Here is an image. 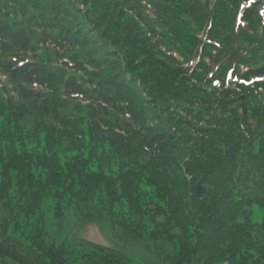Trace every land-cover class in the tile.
<instances>
[{
    "label": "trees",
    "instance_id": "1",
    "mask_svg": "<svg viewBox=\"0 0 264 264\" xmlns=\"http://www.w3.org/2000/svg\"><path fill=\"white\" fill-rule=\"evenodd\" d=\"M46 198L162 264H264V0H0V264H135L57 243Z\"/></svg>",
    "mask_w": 264,
    "mask_h": 264
},
{
    "label": "rangeland",
    "instance_id": "2",
    "mask_svg": "<svg viewBox=\"0 0 264 264\" xmlns=\"http://www.w3.org/2000/svg\"><path fill=\"white\" fill-rule=\"evenodd\" d=\"M43 210L48 233L57 243L76 245L79 241L102 244L124 253L135 264H162L155 252L145 241L134 238L122 229L111 228L97 210L81 211L71 207L57 219L52 213V199L46 198ZM90 212V213H88ZM87 217L82 215H87ZM165 253L172 255V248L164 246Z\"/></svg>",
    "mask_w": 264,
    "mask_h": 264
},
{
    "label": "water",
    "instance_id": "3",
    "mask_svg": "<svg viewBox=\"0 0 264 264\" xmlns=\"http://www.w3.org/2000/svg\"><path fill=\"white\" fill-rule=\"evenodd\" d=\"M200 190V187L198 186V191Z\"/></svg>",
    "mask_w": 264,
    "mask_h": 264
}]
</instances>
